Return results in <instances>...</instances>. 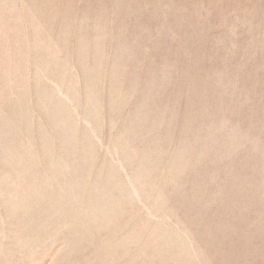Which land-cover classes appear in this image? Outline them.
<instances>
[{
    "label": "rangeland",
    "instance_id": "rangeland-1",
    "mask_svg": "<svg viewBox=\"0 0 264 264\" xmlns=\"http://www.w3.org/2000/svg\"><path fill=\"white\" fill-rule=\"evenodd\" d=\"M0 264H264V0H0Z\"/></svg>",
    "mask_w": 264,
    "mask_h": 264
}]
</instances>
